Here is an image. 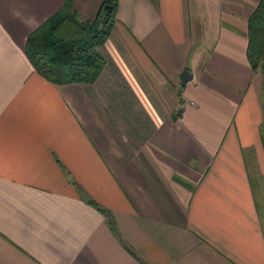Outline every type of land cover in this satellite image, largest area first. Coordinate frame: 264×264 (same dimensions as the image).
Listing matches in <instances>:
<instances>
[{
	"label": "crops",
	"instance_id": "0c3cea01",
	"mask_svg": "<svg viewBox=\"0 0 264 264\" xmlns=\"http://www.w3.org/2000/svg\"><path fill=\"white\" fill-rule=\"evenodd\" d=\"M259 1L118 0L97 78L56 85L25 48L66 0H0V264H264Z\"/></svg>",
	"mask_w": 264,
	"mask_h": 264
},
{
	"label": "trees",
	"instance_id": "16d2710c",
	"mask_svg": "<svg viewBox=\"0 0 264 264\" xmlns=\"http://www.w3.org/2000/svg\"><path fill=\"white\" fill-rule=\"evenodd\" d=\"M69 5L66 0L55 17L30 35L25 53L36 73L51 83L91 84L104 66L100 48L115 23L118 0H103L97 17L87 23L71 16ZM247 41V60L256 71L264 62V0L248 18Z\"/></svg>",
	"mask_w": 264,
	"mask_h": 264
},
{
	"label": "water",
	"instance_id": "95a60500",
	"mask_svg": "<svg viewBox=\"0 0 264 264\" xmlns=\"http://www.w3.org/2000/svg\"><path fill=\"white\" fill-rule=\"evenodd\" d=\"M106 9V7H105ZM193 79L192 75L188 70H183L179 75L180 86H185L189 81Z\"/></svg>",
	"mask_w": 264,
	"mask_h": 264
}]
</instances>
